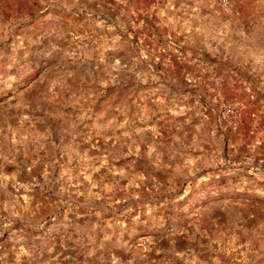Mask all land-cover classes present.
I'll return each instance as SVG.
<instances>
[{
  "label": "clouds",
  "instance_id": "clouds-1",
  "mask_svg": "<svg viewBox=\"0 0 264 264\" xmlns=\"http://www.w3.org/2000/svg\"><path fill=\"white\" fill-rule=\"evenodd\" d=\"M40 2L49 10L43 31L25 24L18 34L17 21L0 22V65L9 69L0 84L11 89L33 72L32 56L49 62L40 86L24 84L0 104V236L8 232L11 240L0 247V264H205L191 247H204V239L217 245L212 264H223L225 253L236 264H264V215L256 213L253 226L230 200L217 205L233 210L223 228L215 211L185 227L167 215L213 178L204 169L226 163L220 123L205 115L223 98V85L243 81L248 95L264 92V0H155L144 15L167 30L162 43L151 25L132 18L140 13L128 10L129 0ZM109 11L119 12L111 22ZM81 14L82 24H65V15ZM149 33L151 46L144 43ZM208 57L216 62L211 71ZM124 86L140 102L135 120L126 104L93 110L106 89ZM150 104L159 106L165 128L149 125ZM242 106L232 103L228 112ZM49 118L60 122L58 130ZM81 126L104 144L77 148L61 163L58 153L69 138L75 144ZM261 143L248 146L253 156ZM251 174L264 181L259 169ZM230 190L264 195L255 181ZM49 193L53 199H37Z\"/></svg>",
  "mask_w": 264,
  "mask_h": 264
},
{
  "label": "rangeland",
  "instance_id": "rangeland-1",
  "mask_svg": "<svg viewBox=\"0 0 264 264\" xmlns=\"http://www.w3.org/2000/svg\"><path fill=\"white\" fill-rule=\"evenodd\" d=\"M108 2L115 6V0H108ZM153 3H155V0H129L128 10L135 9L136 12L140 13L138 17L132 18L136 20H145V22L151 25L155 30V34L161 37L159 42L162 43V37L167 33V30H161L159 28V21L154 15H144ZM48 14L49 10L46 9L45 5L41 4L40 0L0 1V22H6L8 25H11L13 21H17L19 27H17L15 31L18 34L25 24L31 27L35 32L43 31L47 27L45 17H47ZM118 14V11H109V22L114 20ZM56 15H60V13L57 12ZM83 21V14L76 17L71 15L64 16L65 24H82ZM131 31L132 29L129 27V32ZM32 34L33 33H29V35ZM151 35L152 34L149 33V39L145 40V45L151 46ZM139 42L140 35L137 34L134 37V43ZM32 51H35V49H32ZM30 59L34 65L33 72L26 75L21 82L13 85L11 89L0 84V104H3L8 98L13 96L17 89H22L24 84H31L33 87L40 86L39 81L44 72L45 64L49 62L45 58H38L36 56H32ZM208 59L211 61L209 68V71H211L216 62L211 57H208ZM36 64H38L39 67H35ZM157 68L163 69V64L158 63ZM177 70L179 71V69ZM8 71L9 69L6 63L0 65V75H4ZM243 83L244 82L241 81L232 84L231 86H229V83H225L222 92L223 98L219 102L214 103L213 106L208 109V112L205 113V115H209L212 119L220 123L219 133L224 137L223 143L221 144V158L224 159L226 163L216 168L204 169L203 175L212 173L213 178L195 189V194H190V198L186 197L184 201H181L179 209L172 208L167 212L168 216L175 217L181 227L187 226L191 222L192 217L198 213L209 215L211 212L215 211V215L220 221L219 227L223 228L231 222L233 212L232 209L223 211L217 208V205L222 206L224 200H230L233 204L242 205L235 209V211L244 214L247 220L252 222L253 226H255V214L260 213L261 215H264V195L252 190H247L245 192H232L230 190L232 185L240 184L245 180L255 181L258 188L264 189V181L256 180V177L251 174L252 168L259 169L264 173V143L258 145L257 152L254 156L249 151L248 147L257 139L264 140V135H262L264 134V92H257L254 96H250L247 91L243 89ZM187 91L188 90L181 92L180 95L186 94ZM136 94L138 95L139 92ZM176 95L175 92L170 94L169 99L171 100L175 98ZM130 97L131 86H124L123 90L110 87L105 90L104 95L97 99L96 103L93 105V110L102 111L109 106L115 108L118 105L126 104L129 106L127 111L130 118L135 120L138 111L136 104H139L140 102H134V97ZM212 99H215V94H212ZM207 100L208 97L206 96L204 100L206 106ZM236 102L243 106L235 109V114L228 112L229 105ZM150 109L151 119L149 125L151 123H157L161 128H165L166 122L163 118V113L159 111V106L157 104H150ZM213 111L215 112V115H213ZM64 112L68 115L73 114L72 108H65ZM225 113H227V117H225ZM49 121L52 123L53 128L57 130L59 129V121H52L51 118H49ZM229 121H233L234 123L230 124ZM237 121L238 126H234ZM13 123L16 122L13 121ZM137 123L139 122L137 121ZM37 127L39 128L43 126L38 124ZM225 128H227V132L224 131ZM77 132L80 133V138L75 144H73L71 138H69L68 141L63 144V150L58 153L57 159L63 164L69 162V156L77 148L82 149L95 143L101 145L104 144V140L92 134L90 128L86 129L81 126L77 129ZM89 135H91L92 138L90 142L85 143L84 141L87 140ZM57 142H59V137H57ZM205 147L207 148L210 146L205 145ZM43 155L44 153H41V156ZM245 158L252 159V164L250 166L242 163ZM20 159L22 160L23 156H21ZM73 163H75V161H73ZM139 166L141 168L145 167V162L141 161ZM14 170L15 169L12 166L6 167V172L8 173H11ZM39 171L40 169L36 170L37 175L39 174ZM21 178L26 180L27 174H22ZM226 189H228V191H225ZM10 190L15 191L14 189ZM37 199L47 201L53 199V197L49 193L43 196L38 195ZM48 223H53L52 217H48ZM14 227L18 228L20 226L16 225ZM201 243L204 247L198 245L191 246L193 252L198 255L200 260L205 261V264H212L213 258L217 255L213 249H216L217 245L213 244L211 248H209V241L207 239H204ZM6 244L9 246L11 245L8 232H5L0 236V247H3ZM178 247L182 250H186L189 245L186 240H181ZM220 259L223 264H236L233 258L226 253L220 254Z\"/></svg>",
  "mask_w": 264,
  "mask_h": 264
},
{
  "label": "crops",
  "instance_id": "crops-1",
  "mask_svg": "<svg viewBox=\"0 0 264 264\" xmlns=\"http://www.w3.org/2000/svg\"><path fill=\"white\" fill-rule=\"evenodd\" d=\"M0 1H4V0H0Z\"/></svg>",
  "mask_w": 264,
  "mask_h": 264
}]
</instances>
